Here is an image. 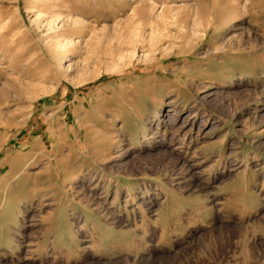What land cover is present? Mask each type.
<instances>
[{
	"label": "rangeland",
	"instance_id": "rangeland-1",
	"mask_svg": "<svg viewBox=\"0 0 264 264\" xmlns=\"http://www.w3.org/2000/svg\"><path fill=\"white\" fill-rule=\"evenodd\" d=\"M263 13L0 0V264H264Z\"/></svg>",
	"mask_w": 264,
	"mask_h": 264
},
{
	"label": "bare ground",
	"instance_id": "bare-ground-1",
	"mask_svg": "<svg viewBox=\"0 0 264 264\" xmlns=\"http://www.w3.org/2000/svg\"><path fill=\"white\" fill-rule=\"evenodd\" d=\"M257 1H259V0H257ZM252 3V2H251ZM251 3H249V4H245V5H243V6H241V9L236 5V7L235 8H233L232 9V11L231 12H229L228 14H227V18H228V20H232V19H236V18H238V17H240L241 15H243V14H245L246 12H247V9H249V7L252 5ZM253 5H255V3L253 4ZM143 6H145L143 3H142V5H140L139 7H141V8H143ZM141 8H136V9H133L134 10V12H132V17H133V21H134V23H135V25H136V28H134V31L136 32L137 31V29L138 28H140L141 26H143L144 27V25H142L141 23H142V20H141V17H142V14H143V12L140 10ZM187 8H189V7H187ZM185 9V8H184ZM191 9V8H190ZM194 9H196V11H195V13L193 14V16H194V18L195 19H197L198 18V16L200 15V12L201 11H199V8L197 7H195ZM201 9V8H200ZM168 10H170V9H162L161 11L162 12H169ZM188 10V9H187ZM193 10V9H192ZM194 11V10H193ZM240 11V12H239ZM170 12H171V10H170ZM185 12H187L186 11V9H185V11H184V13ZM189 12V11H188ZM192 12V11H191ZM185 14H187V13H185ZM264 14V13H263ZM164 15V14H163ZM168 15V14H167ZM162 15H159V17H161ZM178 16V15H177ZM139 17V18H138ZM165 18V17H164ZM169 18V17H168ZM179 18H180V16L177 18V17H175V18H173L174 19V22H177L178 20H179ZM143 19V18H142ZM162 19H163V17H162ZM165 19H167V18H165ZM156 21V20H155ZM162 21V20H161ZM201 21V20H200ZM160 22V21H159ZM163 22V21H162ZM165 22V21H164ZM210 22V21H209ZM153 24V23H152ZM158 24V23H157ZM201 23H197L196 25H200ZM209 24H211V23H209ZM212 25V24H211ZM131 26V25H130ZM140 26V27H139ZM142 28V27H141ZM202 28V27H201ZM155 29V28H154ZM218 29V28H217ZM216 29V30H217ZM206 30V29H205ZM215 30V31H216ZM138 32V31H137ZM214 32V31H213ZM218 32V31H217ZM204 33L206 34L207 32H205L204 31ZM59 47H60V52H63V49H64V46L65 45H62L61 43H60V45H58ZM16 164V163H15ZM16 167H17V165H16ZM15 170H16V168H15Z\"/></svg>",
	"mask_w": 264,
	"mask_h": 264
},
{
	"label": "crops",
	"instance_id": "crops-1",
	"mask_svg": "<svg viewBox=\"0 0 264 264\" xmlns=\"http://www.w3.org/2000/svg\"><path fill=\"white\" fill-rule=\"evenodd\" d=\"M208 249H212V245H210ZM209 257H210V258L214 257V255H213V253L211 252V250H210V256H209Z\"/></svg>",
	"mask_w": 264,
	"mask_h": 264
}]
</instances>
